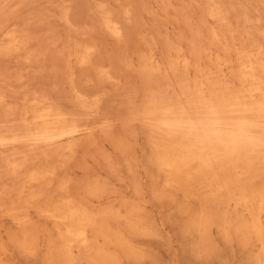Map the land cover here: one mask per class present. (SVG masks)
Returning <instances> with one entry per match:
<instances>
[{"label": "rangeland", "instance_id": "1", "mask_svg": "<svg viewBox=\"0 0 264 264\" xmlns=\"http://www.w3.org/2000/svg\"><path fill=\"white\" fill-rule=\"evenodd\" d=\"M263 97L264 0H0V264H264L263 158L158 126Z\"/></svg>", "mask_w": 264, "mask_h": 264}, {"label": "clouds", "instance_id": "2", "mask_svg": "<svg viewBox=\"0 0 264 264\" xmlns=\"http://www.w3.org/2000/svg\"><path fill=\"white\" fill-rule=\"evenodd\" d=\"M172 126L197 145L231 150H253L264 146V135L256 122L228 118L214 108L199 114H179Z\"/></svg>", "mask_w": 264, "mask_h": 264}, {"label": "bare ground", "instance_id": "3", "mask_svg": "<svg viewBox=\"0 0 264 264\" xmlns=\"http://www.w3.org/2000/svg\"><path fill=\"white\" fill-rule=\"evenodd\" d=\"M115 28V27H114ZM117 31V30H116ZM258 52V51H257ZM258 54V53H257ZM261 55V54H260ZM249 61V58L247 59ZM256 64V63H255ZM252 67V66H251ZM247 70V69H246ZM254 72V71H253ZM254 74V73H253ZM245 75V74H244ZM247 77V76H246ZM255 77V76H254ZM250 78V77H249ZM246 79V78H245ZM250 80V79H249ZM254 82V81H253ZM249 90V89H248ZM250 91V90H249ZM257 93V92H256ZM248 94V93H247ZM251 95V94H250ZM97 99V98H96ZM250 99V98H249ZM252 100V99H251ZM264 100V97H263ZM242 101V100H241ZM238 102V101H237ZM260 103V102H259ZM257 105V104H256ZM244 107V106H243ZM258 109L255 111L258 115L257 118H261V120H258L257 118H254L258 121H256L257 124L262 125L264 124V101L261 102L260 106H257ZM246 109V108H243ZM240 111L238 113L240 119H245L247 120L244 116H246V114L249 112H247L246 110ZM252 108H250L251 110ZM163 110V109H162ZM232 110V109H231ZM236 110V109H235ZM253 110V109H252ZM231 113H235L234 111H230ZM251 112V111H250ZM49 114V113H48ZM226 114V113H225ZM251 114V113H250ZM254 114V112H253ZM224 115V114H223ZM236 115V114H235ZM249 115V114H248ZM38 116V115H37ZM43 117V116H40ZM38 117V118H40ZM48 118V117H47ZM167 118V117H166ZM250 118V117H248ZM43 119V118H42ZM45 119V118H44ZM168 119V118H167ZM167 119H162L160 121H158V126L161 128H165V129H169L172 126V120H167ZM251 120H253L252 118H250ZM248 119V120H250ZM46 120V119H45ZM44 123V122H43ZM49 124V123H48ZM155 127V126H154ZM156 128V127H155ZM45 129V128H44ZM264 129V127H261V130ZM164 130V129H163ZM263 132V130H262ZM48 135L50 134V131L48 130ZM181 135V134H180ZM263 135V133H262ZM51 136V134L49 135ZM179 137V136H178ZM182 137L186 140V142L188 141V144L186 145V147H184L183 149L185 150L186 153V157H196L197 160L199 161V163L206 167L209 168L211 167V161L213 159H215L218 156H222V155H232V156H237V157H244L247 158L246 156H260L263 158L264 160V146L253 149V150H231V149H226V148H220V147H207V146H202V145H197L194 142L190 141L189 139H187L184 135H182ZM183 138H181L183 140ZM181 140V141H182ZM184 152V151H183ZM259 157V158H260ZM261 158V159H262ZM190 159V158H189ZM186 161V160H185ZM196 161V160H195ZM257 167V166H256ZM222 170V169H221ZM199 171V170H198ZM206 171V170H205Z\"/></svg>", "mask_w": 264, "mask_h": 264}]
</instances>
